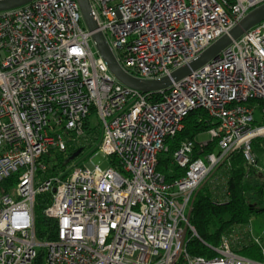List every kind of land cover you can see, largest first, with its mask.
<instances>
[{"label":"built area","instance_id":"built-area-1","mask_svg":"<svg viewBox=\"0 0 264 264\" xmlns=\"http://www.w3.org/2000/svg\"><path fill=\"white\" fill-rule=\"evenodd\" d=\"M89 2L122 70L144 81L190 65L264 5ZM153 95L158 97L151 100ZM195 111L211 120L202 134L208 139L171 148L169 141ZM94 128L109 168L93 165L91 156L77 162L82 152L61 178L37 180V172L46 170L43 157L69 154L70 141ZM214 140L216 151L203 154ZM257 140L264 159V21L168 90L142 94L112 76L76 0H36L0 13V186L20 172L14 194L0 197V264H34L39 251L43 264H264L235 249L243 235L252 238L251 227L223 235L214 259L187 250L197 237L190 219L201 188L214 184L237 154L249 169L264 173ZM163 157L186 176L167 182L157 172ZM50 192L45 215L56 221L57 235L42 243L35 236V200Z\"/></svg>","mask_w":264,"mask_h":264},{"label":"trees","instance_id":"trees-1","mask_svg":"<svg viewBox=\"0 0 264 264\" xmlns=\"http://www.w3.org/2000/svg\"><path fill=\"white\" fill-rule=\"evenodd\" d=\"M231 3L234 0H229ZM158 95L151 96V100ZM211 120L203 111H195L189 115L185 121L184 130L173 140L169 141L171 148H176L184 141H196L200 135L206 133L210 128ZM100 133L98 128H94L86 136L76 138L73 143L70 141L69 154L53 152L41 159L45 166V171L37 172V180L40 182L61 178L75 162L71 157L79 150L83 152L92 148L99 142ZM218 142L212 141L204 148L203 154H210L216 151ZM263 144L262 140L254 143L256 151ZM200 147L197 146L196 154L199 155ZM113 166L120 170L117 160ZM170 171L172 172L170 174ZM157 172L164 175L167 182H174L187 174V170H181L172 165L167 158H162ZM18 174H14L6 179L0 186V197L13 195V189L18 183ZM217 180L205 184L197 194L190 224L197 233L196 238H192L187 244L188 253L193 257H203L208 260L214 259L217 254L214 249L220 245L223 235L239 229H248L252 220L264 214V179L258 175L253 168H248L242 155H235L230 167L224 166L217 175ZM53 194L42 193L36 196L34 216H35V236L39 242L54 241L56 239L57 223L45 215L46 210L51 206ZM222 201V204H218ZM259 228V227H258ZM238 247L240 255L263 262L264 256L262 247L255 244L250 234L243 235ZM43 252L39 251L34 264H43Z\"/></svg>","mask_w":264,"mask_h":264},{"label":"water","instance_id":"water-1","mask_svg":"<svg viewBox=\"0 0 264 264\" xmlns=\"http://www.w3.org/2000/svg\"><path fill=\"white\" fill-rule=\"evenodd\" d=\"M34 1L36 0L0 1V13L22 8ZM76 1L79 5L85 26L88 31L92 33V40L95 45V49L107 64L112 76L121 85L142 94H156L168 90L174 83L189 76L192 72L201 69L206 64L217 60L222 52L228 49L234 42L239 40L248 31L264 21V5H262L249 13L234 29L214 43L190 65L175 71L169 77L161 80L144 81L136 79L122 70L104 35L98 31V24L94 18L89 0ZM82 152V150H79L75 153L73 157H71V161L78 158Z\"/></svg>","mask_w":264,"mask_h":264},{"label":"rangeland","instance_id":"rangeland-1","mask_svg":"<svg viewBox=\"0 0 264 264\" xmlns=\"http://www.w3.org/2000/svg\"><path fill=\"white\" fill-rule=\"evenodd\" d=\"M255 119L257 121H261V114L258 112L255 114ZM92 126L95 127V121H92ZM200 140H207L208 136H200L199 137ZM97 144H95L92 148L88 149L87 151H85L82 157L79 158V160H77V162H82L83 158H87L89 156L92 157V163L95 166H99L102 169H106L109 168L111 166L109 160L107 159L106 156H104L102 153L99 152L98 148H97ZM99 152L97 156H95L94 153ZM94 154V155H93ZM262 155V154H261ZM259 156V154H258ZM260 160H264L263 156H259ZM264 170V168H263ZM258 175H260L262 177V179H264V173L263 172H257ZM250 230L252 232V236L253 239L255 240L254 243L256 241H258L259 246H261L264 249V214L261 215L258 218H254L252 220V223L250 224ZM259 227V228H258ZM258 245V244H257Z\"/></svg>","mask_w":264,"mask_h":264},{"label":"crops","instance_id":"crops-1","mask_svg":"<svg viewBox=\"0 0 264 264\" xmlns=\"http://www.w3.org/2000/svg\"><path fill=\"white\" fill-rule=\"evenodd\" d=\"M258 154H259V156H263V153H262V155H261V152L260 151H256ZM263 161V160H262ZM263 163V162H262ZM264 165V164H263ZM252 238H253V236H252ZM235 249H236V251L240 254V252L238 251V249L235 247Z\"/></svg>","mask_w":264,"mask_h":264}]
</instances>
